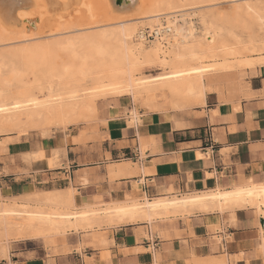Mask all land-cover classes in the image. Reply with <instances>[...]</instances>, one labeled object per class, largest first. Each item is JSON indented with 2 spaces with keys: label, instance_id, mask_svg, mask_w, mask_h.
<instances>
[{
  "label": "crops",
  "instance_id": "1",
  "mask_svg": "<svg viewBox=\"0 0 264 264\" xmlns=\"http://www.w3.org/2000/svg\"><path fill=\"white\" fill-rule=\"evenodd\" d=\"M231 91H208L181 108L159 106L153 92L130 95L149 109L132 108L124 94L92 133L2 134V194L29 205L50 193L91 210L92 221L7 235L15 238L0 245V264H264L263 212L197 200L264 182V79L248 97ZM146 202L160 206L134 218L117 213Z\"/></svg>",
  "mask_w": 264,
  "mask_h": 264
},
{
  "label": "bare ground",
  "instance_id": "2",
  "mask_svg": "<svg viewBox=\"0 0 264 264\" xmlns=\"http://www.w3.org/2000/svg\"><path fill=\"white\" fill-rule=\"evenodd\" d=\"M31 1L34 9L29 10ZM97 1L80 0L73 11L84 17L70 20L76 16L67 7V0H0L3 18L0 27L3 28L6 22L21 23L25 37H29V24L34 21L44 24L57 18L56 24H49L47 35L42 37L45 40L55 38L51 42L25 45L13 55L0 53V133L21 132L34 127L46 129L52 125L71 126L95 113L97 107L93 98L104 92L129 94L134 98L146 91L165 92L172 98L173 108L201 103L205 94L214 90L205 84V78L235 65L236 60L231 57L237 52L222 38L224 28L216 20L223 15L196 13L214 0H140V8L144 6L141 11L104 19L97 18L94 13ZM116 1L101 0V3L111 6ZM135 1L125 0L118 6L130 8ZM260 7L244 0V4L234 8L233 16H241L242 11H246L264 25L261 12L264 9ZM196 17L202 28L200 31L194 22ZM149 36L154 39L149 40ZM33 39L23 38L26 41ZM3 45H6L5 39L0 38V46ZM55 49L64 53L66 59L54 61L46 57ZM27 56L37 59V73L27 86H18L14 93L11 86L17 83L7 72L18 68L26 71L29 66L25 63ZM241 58L239 65L245 67L264 63V55ZM145 64H158L165 72L153 77L138 76V70ZM215 90L222 93L220 89ZM32 156L36 154H30ZM49 194H45L42 203L36 201L28 205L14 200L1 203L0 236H45L60 233L84 220L92 221L88 215L91 210L80 211L72 205L65 207L62 199ZM206 194L197 198L199 203L209 200V204L214 200L215 204V200H223L227 204L253 205L264 213V182L252 179L229 191ZM186 201L192 203V200ZM147 206L155 209L160 205L146 202L121 208L117 213L134 218ZM261 239L264 250V229Z\"/></svg>",
  "mask_w": 264,
  "mask_h": 264
},
{
  "label": "rangeland",
  "instance_id": "3",
  "mask_svg": "<svg viewBox=\"0 0 264 264\" xmlns=\"http://www.w3.org/2000/svg\"><path fill=\"white\" fill-rule=\"evenodd\" d=\"M125 0H117L116 3L114 2L111 6L106 5L104 6L103 3H101V0H98L96 6H94V13L99 19L104 18H110L114 15H132L137 13L138 9L140 11L144 8L143 5H141L140 8V0L135 1L133 5L124 6L120 8L118 5H121ZM250 3L259 5L260 8L264 9V0H248ZM67 7L70 8V12L73 14L75 13L73 10L78 7V4L80 0H67ZM99 2V3H98ZM31 4L27 7V9H34V3L31 1ZM78 3V4H77ZM244 4L243 1H232V0H214L210 3H206V7L199 9L196 13L200 12H206L211 15H223L225 17L224 20H222L223 16H218L217 22L222 27V38L231 44V46L235 49L237 52L235 55H233L234 58V66L230 69H222L218 71L215 75H211L209 77H206L204 82L206 85H209L208 87L214 88V90L220 89L224 90L228 93V96L230 95L229 91H235L234 93L238 95H244L249 96L251 95L250 89L252 86H258L260 85V80L264 79V63L263 64H253L248 66L239 65V62L242 58L241 57H259L261 55H264V25L255 19L254 16L250 14H246V11H242V15L238 17L233 16V11H235V7L239 4ZM99 6V7H98ZM33 7V8H32ZM107 7V8H106ZM127 7V8H126ZM96 8V9H95ZM111 8V9H110ZM98 10V11H97ZM96 11V12H95ZM82 12V11H81ZM264 14V10L261 11ZM1 15V14H0ZM37 14H35L36 16ZM76 18L73 16L70 18V20H75L78 17H84V15L75 13ZM102 16V17H101ZM138 16V15H137ZM142 16V15H141ZM138 16V17H141ZM197 16V15H196ZM69 18V17H68ZM135 18V17H134ZM3 18L0 16V21ZM56 21H53V20ZM135 20V19H134ZM164 21V19H163ZM41 22L38 23V21H34L33 24H29V30L27 32L29 37L34 38L31 40H23V38H29L25 37L24 30H22V24H10V23H4L3 28L0 27V38L5 39L6 45L0 46V53H4L5 55H13L18 53L21 48L25 45H42L45 42H51V40L55 39L52 38L50 40L42 39L45 35H47L46 31L49 29V24L55 25L57 22V18H53L51 22ZM194 22H196V25L198 27V30L200 31L202 28L200 27L199 19L196 17L194 18ZM2 23L0 22V26ZM15 25V26H14ZM13 26V27H12ZM19 26V27H18ZM49 26V27H48ZM16 28V29H15ZM5 30V31H4ZM149 35V33H148ZM41 37V38H40ZM149 40H153L154 37L148 38ZM54 51L49 53V55L46 54V57L51 58L54 61L64 60L65 54L62 53L60 50L55 49L51 50ZM253 53V54H252ZM19 55V54H17ZM52 56V57H51ZM235 56V57H234ZM238 58V59H237ZM27 60L25 63L29 66L26 67V71H22L21 69H9L7 74L10 73L11 79L15 80L17 84L11 86L12 92L18 91V86H27L30 81L32 80V77L37 73L38 70V63L37 59L33 56H27L25 58ZM156 65V66H155ZM242 67V68H241ZM234 68V69H233ZM236 68V69H235ZM141 70V71H140ZM224 71V72H223ZM165 72V70L158 64H145L138 70V76L142 77H153L161 75ZM257 76V78H255ZM231 88V90H230ZM222 90V91H223ZM229 90V91H228ZM231 91V92H232ZM249 91V92H248ZM105 93V94H104ZM101 93L98 96H94L93 99H95L96 103V111L93 113L90 117L85 118L84 120H81L79 122L73 123L71 126L64 127L63 125H52L46 129L41 128H28V130H24L21 132L13 131V132H4L0 133V138L2 134H10V133H16L19 136H23L26 138H35L39 139L47 135H63L69 134L70 131L78 130L79 133H92L99 129L101 125H103L106 122V118L108 116V109L112 107V105L116 104L118 102V99L122 95H117L113 92H104ZM155 97V101L159 104L164 106L168 102H170L171 107L172 104V98L169 97L165 92H157L155 95H152ZM231 96V95H230ZM124 101L129 104L132 108L138 107L143 109H149L145 102L143 101V98H140V100L134 101L132 96L125 95ZM200 104L197 102H193L192 104ZM159 109V108H158ZM60 126V127H59ZM0 141V146H1ZM30 156V154H28ZM36 186H38L36 184ZM33 190H39L37 187H34ZM44 194V193H43ZM37 196L39 194H36ZM28 196H31L28 194ZM9 197L6 194L1 193L0 189V204L9 202ZM13 201V200H10ZM15 201V200H14ZM31 201V200H30ZM29 201V202H30ZM17 202V201H16ZM28 202V201H25ZM24 203V202H20ZM51 234H57L55 232H52ZM15 237H5L0 236V245L4 244V242H7L9 240L14 239Z\"/></svg>",
  "mask_w": 264,
  "mask_h": 264
}]
</instances>
